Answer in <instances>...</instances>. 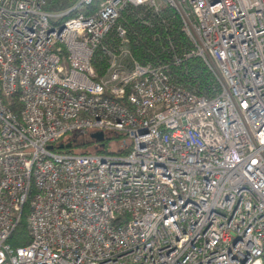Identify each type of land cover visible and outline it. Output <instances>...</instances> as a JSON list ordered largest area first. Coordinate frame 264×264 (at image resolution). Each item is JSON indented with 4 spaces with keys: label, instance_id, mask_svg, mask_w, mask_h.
Returning a JSON list of instances; mask_svg holds the SVG:
<instances>
[{
    "label": "built area",
    "instance_id": "obj_1",
    "mask_svg": "<svg viewBox=\"0 0 264 264\" xmlns=\"http://www.w3.org/2000/svg\"><path fill=\"white\" fill-rule=\"evenodd\" d=\"M46 3L0 0V264H264V0ZM128 6L175 10L185 57L221 91L141 63L118 24ZM78 130L123 139L108 153L49 148ZM26 207L30 241L15 246Z\"/></svg>",
    "mask_w": 264,
    "mask_h": 264
},
{
    "label": "trees",
    "instance_id": "obj_2",
    "mask_svg": "<svg viewBox=\"0 0 264 264\" xmlns=\"http://www.w3.org/2000/svg\"><path fill=\"white\" fill-rule=\"evenodd\" d=\"M78 0H47L44 8L48 11H62L72 7ZM98 1L95 2L96 7ZM79 12L88 13L87 8L72 11V16ZM142 12L133 6L126 7L121 14L118 24L127 28L131 50L134 56L143 64H167L172 82L182 85L207 98L216 96L221 86L204 61L198 57H185L192 45L182 30L179 15L175 10L166 7L161 17ZM145 14V15H144ZM147 20L148 23H144ZM172 41L173 47L170 45ZM116 29H113L105 38L104 45L115 48L119 45ZM176 57L180 62L176 63ZM93 65L99 74L106 70L105 50L99 47L92 59ZM122 135L106 134L103 141L91 136L88 130H78L65 135L52 144L55 152L61 153H108L113 144L121 142ZM65 144L64 147H61ZM68 144H71L68 146ZM129 145L118 148L117 152L127 153ZM28 209L25 208L24 217L14 229L10 242L15 245H25L30 241L29 224L27 221Z\"/></svg>",
    "mask_w": 264,
    "mask_h": 264
},
{
    "label": "water",
    "instance_id": "obj_3",
    "mask_svg": "<svg viewBox=\"0 0 264 264\" xmlns=\"http://www.w3.org/2000/svg\"><path fill=\"white\" fill-rule=\"evenodd\" d=\"M91 136L95 138L98 141H103L105 139V133L103 131H95L91 133ZM71 144H68L70 146ZM65 144H62L61 147H64ZM49 148H52V146H49Z\"/></svg>",
    "mask_w": 264,
    "mask_h": 264
},
{
    "label": "rangeland",
    "instance_id": "obj_4",
    "mask_svg": "<svg viewBox=\"0 0 264 264\" xmlns=\"http://www.w3.org/2000/svg\"><path fill=\"white\" fill-rule=\"evenodd\" d=\"M90 132L92 133V132H93V130H90Z\"/></svg>",
    "mask_w": 264,
    "mask_h": 264
}]
</instances>
